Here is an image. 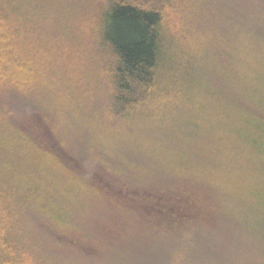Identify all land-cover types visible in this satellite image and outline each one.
<instances>
[{
    "label": "trees",
    "instance_id": "1",
    "mask_svg": "<svg viewBox=\"0 0 264 264\" xmlns=\"http://www.w3.org/2000/svg\"><path fill=\"white\" fill-rule=\"evenodd\" d=\"M244 27L264 33V0H0V264H54L45 250L48 228H43L41 214L51 207L57 216L62 209L72 215L85 204L77 199L80 195L72 178L65 189L68 195H64L72 197L71 204L64 198L58 204L40 203L33 220L11 216L13 201L6 176L29 173L18 160L20 169L14 165L16 157L7 160L13 153L20 154L22 148L29 161L27 150L35 145L48 155L75 163V155L47 121L46 106L26 105L25 100L24 107L19 105L17 86L27 93L37 92L49 75L43 55L33 53L31 41L91 44L82 53L75 52L72 43L61 49L67 84L63 91L83 94L82 88H90L93 94L95 87L102 92L103 97H95L98 106L111 110L113 124L126 123L123 127L128 130L123 135L130 143L143 141L130 127L148 116L145 114L153 106L205 111L200 119L190 121L191 114L181 119L185 124L192 122V129L185 130L193 131L190 150L181 156L206 159L209 170H216L208 180L198 176L177 181L159 154L154 161L161 172L170 173L172 185H104L107 189L103 190L125 204L144 231L130 238L154 234L155 230L189 234L194 239L192 247L197 248L190 251V264H241L246 258L248 246L243 238L247 235L264 246V207L250 197L226 198L239 192L232 193L231 188L218 187L212 181L233 171H259L255 178L264 181V157L252 146L254 138L261 139L253 118L264 120V104L254 93L255 82L264 78V41L254 46L227 41ZM229 46L236 53L230 52ZM88 62L92 75L80 78L79 72L89 69ZM232 62L239 63V68ZM169 92L183 95L171 98L166 96ZM75 104L80 118L88 119L92 103L79 97ZM75 165L77 169L78 163ZM38 171L33 173L35 181L39 180ZM90 172L89 184L98 188L96 173ZM204 184L211 200L203 198ZM60 201L66 202L65 207ZM86 231L91 233V228ZM69 236L64 238L73 241ZM204 242L208 245L202 246ZM244 261L254 262L251 255ZM257 264H264V252Z\"/></svg>",
    "mask_w": 264,
    "mask_h": 264
},
{
    "label": "rangeland",
    "instance_id": "2",
    "mask_svg": "<svg viewBox=\"0 0 264 264\" xmlns=\"http://www.w3.org/2000/svg\"><path fill=\"white\" fill-rule=\"evenodd\" d=\"M227 41H245L237 44L247 43L254 46L255 43L264 41V33L258 29L247 31V28L244 27L241 33ZM31 43L34 44L31 46V48L34 47L35 52L33 53L43 55V66H48L49 75L45 79L46 85L41 86L37 92L32 90L27 93L22 86H17L21 99L19 105L25 106V100L28 101L26 105L32 103L46 106L47 121L52 123L61 143L63 142L69 152L75 155V163H72L68 158L64 161L54 155H48L35 145L27 150L29 161L24 158L25 151L22 148H20V154L13 153L7 160L16 157L14 165L18 166L16 165L18 160L19 166L29 173L22 175L15 172L6 176L13 201L11 216L16 215L24 217L26 220H33L35 213L40 212L36 208V205L40 203L58 204L59 200L64 198V201L71 204L72 197H64V195H68L65 189L73 178L81 197L78 196L77 199H82L81 203L85 202L82 209H78L79 213L68 215L62 209L57 216L49 207L50 209L43 212L42 218H40V221L45 225L43 228H48V233L45 235L47 243L45 250L52 255L54 264H190L192 256L190 251L197 248L192 247L190 242H193L194 239H191L189 234L184 233L181 236L173 232L165 234L163 230H155L154 234L130 238L136 232L144 231L137 225L136 217L133 219L129 215V208L110 197L108 192L103 189H107L105 184L114 186L123 184L131 188H136L138 185L144 187L147 185L152 188L172 185L169 181L172 179L170 173L161 172L158 164L154 161V158L159 154L162 155L159 159L165 163V166L168 165L172 169L173 177L177 181L198 176L208 180L211 171L215 172L216 170H209L211 166L207 165L206 159L181 156L189 152L190 149L187 147L193 140L190 138L193 131L186 132L185 130L186 127L192 129L190 127L192 122L185 124L186 122L181 119H188V114H191L190 121L200 119L205 111L199 109L195 111L188 106H153L148 111L146 110L147 112L144 111L148 116L130 127L133 130L132 133H136L137 138L143 139V141L134 140V143H130L129 139L123 135L128 130L123 127L126 123L122 122L121 126H119L121 123L113 124L110 120L111 110L107 109L108 107L98 106L95 97H103L102 92L97 91L95 87H92L93 94L90 88H82L83 94L72 91L64 93L63 91L67 84L64 81L66 73L63 68L61 49L72 43L73 50L82 53L87 47L90 49L91 44H87L86 47L66 41H31ZM261 46L264 48V44ZM228 48L230 52L236 53L233 46ZM249 56L254 55L250 53ZM231 65L239 68L240 64L232 62ZM86 74L92 75L90 63L88 70L79 72L80 78ZM254 88L257 101L264 104V78L255 82ZM176 95H183V93L169 92L168 95L166 94L171 98ZM79 97L92 103L88 107L89 118L86 120L80 118V111L75 104ZM253 123L261 130L259 133L261 139L254 138L252 146H254L255 152L264 157V120L255 117ZM114 133L119 135H113ZM150 144L151 148L148 146ZM130 147L133 148L131 149L132 153L129 152ZM76 163H78L79 169L75 168L77 167ZM19 166L18 169H20ZM90 169L96 173L95 181L97 185H100L98 188L94 184H89L91 183ZM36 171L39 173L38 181L33 178V173ZM233 172L235 173V171ZM258 172L245 173V171H241L235 175L231 173L222 177L217 176V179L212 181L218 187L231 188L232 193L239 192L237 196H227L226 198L236 197L239 200L250 197L263 208L264 181H258L255 178L258 177ZM74 175H77L79 179H76ZM81 176L83 177L81 178ZM59 181L65 183L66 186L62 187ZM203 187L205 188L202 189L203 198L211 200L210 191L205 184ZM236 187H240V190L237 191ZM219 191L222 193L221 190ZM76 202L78 204L79 200ZM64 203L66 202L60 204L62 208L65 207ZM28 207L29 210H27ZM78 217L79 219H77ZM88 228H91V233H87ZM145 228L149 229L148 226ZM66 234H69L73 241L64 238ZM243 239L246 242L245 246H248L245 250L246 258L251 255L253 264H257L259 255L264 252V246L257 245L259 242L253 240L250 235ZM181 242H184L182 246L172 248ZM206 245L208 243L204 242L202 246ZM132 249H136L134 254L133 251L130 253ZM185 249L189 252L184 251ZM246 258H243L241 264H245ZM247 264H252V261Z\"/></svg>",
    "mask_w": 264,
    "mask_h": 264
}]
</instances>
